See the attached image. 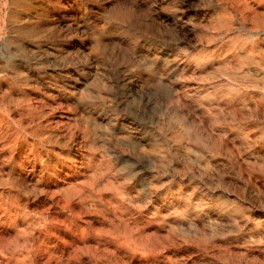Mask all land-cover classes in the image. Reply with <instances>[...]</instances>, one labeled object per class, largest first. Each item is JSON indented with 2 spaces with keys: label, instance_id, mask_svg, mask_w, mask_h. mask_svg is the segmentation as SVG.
<instances>
[{
  "label": "rangeland",
  "instance_id": "obj_1",
  "mask_svg": "<svg viewBox=\"0 0 264 264\" xmlns=\"http://www.w3.org/2000/svg\"><path fill=\"white\" fill-rule=\"evenodd\" d=\"M0 264H264V0H0Z\"/></svg>",
  "mask_w": 264,
  "mask_h": 264
},
{
  "label": "bare ground",
  "instance_id": "obj_2",
  "mask_svg": "<svg viewBox=\"0 0 264 264\" xmlns=\"http://www.w3.org/2000/svg\"><path fill=\"white\" fill-rule=\"evenodd\" d=\"M235 1H237V0H235ZM231 2H232V1H231ZM240 2H241V1H240ZM225 3H227V2H225ZM234 3H235V2H234ZM234 3H233V7H234ZM235 4H237V3H235ZM239 4H240V3H239ZM245 4H247V3L245 2ZM231 5H232V4H231ZM241 5H242V4H241ZM248 5H249V4H248ZM236 6H237V5H236ZM236 6H235V7H236ZM230 7H231V6H230ZM233 7H232V8H233ZM235 7H234V8H235ZM254 7H255V6H254ZM230 9H231V8H230ZM250 10H251V8H250ZM245 11H247V10H245ZM251 11H252V10H251ZM233 12H234V11H233ZM243 12H244V10H243ZM230 13H231V12H230ZM230 13H229V14H230ZM246 13H247V12H246ZM260 13H261V12H260ZM235 15H236V14H235ZM235 15H233V17H234ZM248 16H249V15H248ZM254 16H255V14H254ZM254 16H253V17H254ZM260 16H261V15H260ZM251 17H252V16H251ZM251 17H250V18H251ZM258 18H259V17H258ZM237 19H238V18H237ZM232 20H233V19H232ZM234 20H235V19H234ZM238 20H239V19H238ZM244 23H245V22H244ZM243 25H244V24H243ZM262 30H263V29H262ZM250 31H251V30H250ZM252 31H253V30H252ZM260 33H261V32H260ZM251 34H252V33H251ZM253 35H254V34H253ZM256 36H257V34H256ZM259 36L261 37V35H259ZM60 122H61V121H60Z\"/></svg>",
  "mask_w": 264,
  "mask_h": 264
}]
</instances>
